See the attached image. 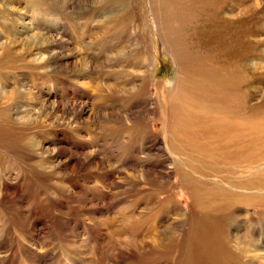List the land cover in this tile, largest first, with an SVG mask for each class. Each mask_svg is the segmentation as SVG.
<instances>
[{
  "label": "rangeland",
  "instance_id": "374dc122",
  "mask_svg": "<svg viewBox=\"0 0 264 264\" xmlns=\"http://www.w3.org/2000/svg\"><path fill=\"white\" fill-rule=\"evenodd\" d=\"M29 1L0 25V264H264V0Z\"/></svg>",
  "mask_w": 264,
  "mask_h": 264
},
{
  "label": "bare ground",
  "instance_id": "6f19581e",
  "mask_svg": "<svg viewBox=\"0 0 264 264\" xmlns=\"http://www.w3.org/2000/svg\"><path fill=\"white\" fill-rule=\"evenodd\" d=\"M32 5H36L37 3H36V1L35 0H33V1H29ZM20 2H19V0H0V12H2L3 13V15L1 16V20H0V25L3 27V26H7L11 21H14L15 20V18H16V14L18 13V9L17 8H14V6H16V5H18ZM29 3V4H30ZM41 3H42V1H41ZM49 10L48 9H46V8H44V10H43V13H41V19H42V22L44 23V24H47V22L50 20V18H49ZM16 20H18V18L16 19ZM39 21H41V20H39ZM4 25H3V24ZM0 29H1V27H0ZM1 31V30H0ZM1 33V32H0ZM8 33V32H7ZM10 33V32H9ZM30 33H32V31H28L27 32V34H30ZM19 34H20V32H19ZM32 36H33V34H30V36H29V38L32 40ZM31 46H32V44H31ZM4 50H5V44L4 43H0V59L1 58H4V56H3V54L6 52V50H5V52H4ZM51 56V55H50ZM5 57H7V55L5 54ZM0 69H4V64H3V62H1L0 61ZM2 73H4V72H6V73H9V72H7V71H4V70H0ZM233 74H235V73H233ZM6 77H0V86H4V82H6ZM9 79V78H8ZM239 79V78H238ZM208 93V92H207ZM214 93V92H213ZM216 93V92H215ZM217 95H218V93H216ZM184 97V96H183ZM192 97V96H191ZM188 98V97H187ZM219 98V97H218ZM181 99V98H180ZM192 99V98H191ZM182 100V99H181ZM171 101V100H170ZM179 101V100H178ZM182 101H184V100H182ZM173 102V101H172ZM189 103V102H188ZM169 105V104H168ZM3 108V107H2ZM6 108V107H5ZM185 108V107H184ZM181 109V108H180ZM189 109H190V107H189ZM191 109H192V107H191ZM210 109V108H209ZM199 109H197V111H198ZM184 111V110H183ZM182 111V112H183ZM196 111V112H197ZM187 112V111H186ZM200 112H203V111H200ZM4 114H5V111L4 110H2V112H0V120H2L3 119V117H4ZM196 114V113H195ZM207 115V114H206ZM176 116V115H175ZM179 116V115H178ZM182 116V115H181ZM184 116V115H183ZM189 116V115H188ZM180 117V116H179ZM197 117V116H196ZM207 117V116H206ZM215 117H216V115H215ZM176 118V117H175ZM182 118V117H181ZM181 118H180V120H181ZM193 118V117H192ZM213 118V117H212ZM184 119V118H183ZM182 119V120H183ZM185 119L187 120V118L185 117ZM214 119V118H213ZM223 119H224V117H223ZM173 120H174V118H173ZM180 120H178V122H180ZM215 120V119H214ZM219 120V119H218ZM227 120H229V119H227ZM235 120V119H234ZM177 121V120H176ZM176 121H174L175 123H177ZM184 121V120H183ZM224 121H226V119L224 120ZM232 121V120H231ZM239 121V120H238ZM168 122V121H167ZM187 122V121H186ZM242 122V121H241ZM233 123V122H232ZM164 124V123H163ZM216 124H218V123H216ZM179 125H184V126H191L190 128H187L186 127V130L185 129H183L182 131H184L185 133V135H186V133L187 132H190L192 135L188 138V140L185 142V144H186V146H190V144L192 143V137L194 136V137H196L197 135H198V133H199V131L197 130V129H193V126L191 125V122H190V125L189 124H187V123H183L182 124V122H181V124H179ZM231 125V124H230ZM183 126V127H184ZM217 126V125H216ZM221 126V125H220ZM224 126V125H223ZM234 126V125H233ZM179 127V126H178ZM182 127V128H183ZM236 127V126H235ZM244 127V126H243ZM216 128V127H215ZM220 128V127H219ZM232 128V127H231ZM175 129V128H174ZM180 129H181V127H180ZM177 130H178V128H177ZM176 130V131H177ZM206 130V129H205ZM228 130V129H227ZM232 130V129H231ZM210 131V130H209ZM212 133V132H211ZM224 133V132H223ZM182 134V133H181ZM217 134V133H216ZM233 134V133H232ZM189 135V134H188ZM229 135H231V134H229ZM180 136V135H179ZM185 137V136H184ZM211 137V136H210ZM214 137V136H213ZM218 137V136H217ZM221 137V136H220ZM254 138V137H253ZM183 139V138H182ZM229 139V138H228ZM255 139V138H254ZM244 140H245V138H244ZM173 141V140H172ZM241 141V140H240ZM195 142V141H194ZM201 143V142H200ZM253 143H255V141L253 142ZM256 143H258L257 141H256ZM202 144V143H201ZM239 144V143H238ZM12 145H13V143H12ZM196 145V144H195ZM204 145V144H203ZM211 145L212 144H208V145H206L207 146V148H210L211 147ZM248 147V146H247ZM250 147V146H249ZM258 147V146H257ZM177 148V147H176ZM189 148V147H188ZM192 149L194 148V146H192L191 147ZM251 148V147H250ZM14 149V148H13ZM186 149V148H185ZM188 150V149H187ZM247 149H245L244 151H246ZM252 150V149H251ZM254 150H255V147H254ZM184 151V150H183ZM253 151V150H252ZM247 152V151H246ZM249 152V151H248ZM251 152V151H250ZM254 152V151H253ZM256 152V151H255ZM193 153V152H192ZM252 153V152H251ZM196 154V153H195ZM190 156V155H189ZM205 156V155H204ZM199 158V157H198ZM200 159V158H199ZM198 159V160H199ZM201 160V159H200ZM222 160V159H221ZM190 162V161H189ZM217 163V162H216ZM184 164V163H183ZM251 167V166H250ZM254 167V166H253ZM252 168V167H251ZM190 169V168H189ZM257 185H258V183H256ZM244 185L246 186V188L247 189H256V187H255V184L253 183H251V181H246L245 183H244ZM239 187V189L240 188H243L242 187V184H240V185H238ZM260 186V185H259ZM230 187V186H229ZM220 190H223V191H221V194L224 196V197H222V199H224V200H226V197H228V195H234V196H232L230 199L232 200V199H235V201L236 202H238L237 200H239L240 199V197L242 198V196L241 195H237L236 193H234V192H232V193H230L229 192V189H221V188H219ZM231 189V188H230ZM260 189V188H259ZM209 190H216V189H209ZM242 190V189H241ZM236 191V190H235ZM212 194H218L217 192H213ZM251 197V196H250ZM250 197H248L247 196V199H250ZM229 203V202H228ZM222 204H227L226 202H223ZM256 256H254L252 259H254Z\"/></svg>",
  "mask_w": 264,
  "mask_h": 264
}]
</instances>
